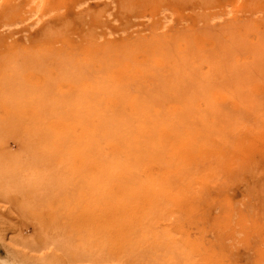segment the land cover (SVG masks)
<instances>
[{"label":"rangeland","instance_id":"rangeland-1","mask_svg":"<svg viewBox=\"0 0 264 264\" xmlns=\"http://www.w3.org/2000/svg\"><path fill=\"white\" fill-rule=\"evenodd\" d=\"M263 46L264 0H0V264H264ZM90 89L134 100L136 89H208L192 109L208 115L189 126L158 99L144 110L195 132L143 163L146 175L173 172L165 214L153 220L161 245L139 238L112 249L91 231ZM222 89H245L255 107L226 136L212 114L239 113L242 101Z\"/></svg>","mask_w":264,"mask_h":264},{"label":"bare ground","instance_id":"bare-ground-1","mask_svg":"<svg viewBox=\"0 0 264 264\" xmlns=\"http://www.w3.org/2000/svg\"><path fill=\"white\" fill-rule=\"evenodd\" d=\"M261 41H260V43H261ZM261 44H263V43H261ZM261 50H259V51L263 52ZM256 58H258V57H256ZM224 59H225V57H224ZM260 59H263V58H260ZM262 61H264V60H262ZM256 62L257 61H254V63H256ZM259 63H261L260 60H259ZM122 90H124V89H90L92 102H91V106H90L91 107V115L89 117L91 119H90V124L88 125L87 139L90 137L89 142H90V146H91V148H90L91 149V162H88V163H92V172H93L92 176H93V187H94V191L92 190L94 192V199H93L94 203H93V206L91 205L92 208L90 207V209H92V211L95 212V214L93 216V220L91 219L93 222V228L91 227L92 228L91 231L95 230L96 235H99L100 242L99 241L98 242L102 246L111 247L112 249L113 248L120 249V248H128V247H134L135 248L138 245L137 244L138 241H140L139 238H141V239L144 238L147 242V241H150L149 239L155 237V238H157V239H155V242H157V245L158 244L161 245L160 243L162 240L165 239L166 235L164 234L163 231H160L153 226V220L155 218L161 216L162 214H165V211H166V208L168 205L167 200H166V196L168 195V193H170L173 190V188L175 186L174 185L173 172H166L160 178L157 176L154 177L152 175H146L143 172V163L147 160V158L157 157L158 152H160L162 147H166L167 143H168L167 144L168 146H174L175 145V143L167 142V141L192 140V135H194L195 132H193V131H189L187 133L183 132V130H189V129L186 126H185V129H183L182 125L178 123L179 119L174 121V120H172L171 117H167L166 121L156 122L149 115L144 114L145 113L144 110L151 105L152 101H156V99H158L157 101H159V103H161L160 106L168 107V108H170V110L178 109V107H179L180 111H182L181 114L184 113L183 117L188 120L186 123H187V126H189L194 121L204 119L208 115L209 111L204 110L203 112L197 113V114L192 111V109L194 108V106L197 102L206 100V95H207L208 89H136L135 94L138 97L137 100H134V96L130 95L128 93V91H126V93H125L127 95L125 97L121 98L119 96V91L122 92ZM222 90L226 91L232 98H235V99L238 98L242 101V109L239 111V113H236L234 115H228V114H224L222 112H214L212 114V118L214 120L213 122L221 125V127L224 129V133H225L224 136H226V135H228L229 132H232L236 126H240L241 124L247 123V119L249 118V115H251L249 111H251L250 108L252 107L251 106L252 97L247 95L245 89H222ZM124 92H125V90H124ZM173 92H175L176 94L172 95ZM121 96H123V95H121ZM73 97L75 98V96H73ZM172 104H174V105H172ZM205 104H207V103L205 102ZM127 105L134 106V108L136 109V112L134 113V115L132 117L136 118L141 113L139 115L138 120L126 119L125 114H123L120 111V109H118L119 107H125ZM212 108H215V106L213 105ZM253 108H255V107H253ZM253 108H251V109H253ZM80 116H81V114H80ZM83 120H84V118H83ZM86 122H88V121H86ZM40 124H42V123H40ZM41 126H43V125H41ZM86 127H87V125H86ZM161 129H165L168 132V135H166V136L161 135ZM85 131H86V129H85ZM35 136H37V135L35 134ZM33 139H35V138L33 137ZM53 140H52V142H53ZM82 140H83V138H82ZM58 143H59V141H58ZM32 145L34 146V143ZM181 145H183V143ZM7 146L9 147V145H7ZM75 146H76V144H75ZM88 146H89V144H88ZM108 146H111L112 148H114L115 151H117V153H115V154L113 153L111 156H108L105 153L106 149L109 148ZM57 148H59V147H57ZM66 149H67V147H66ZM29 150H31V149H29ZM86 151H88V150H86ZM67 153H69V152H67ZM28 155H29V153H28ZM54 159H56V158H54ZM15 160H16V158H15ZM62 163H63V161H62ZM3 165L5 166V164H3ZM3 165H2V167H3ZM76 165L77 164L75 163V167H78ZM70 166H71V164H70ZM47 167H48V165H47ZM63 167H65V166H63ZM85 171H88V170H85ZM62 172H63V169H62ZM2 174H4V173H2ZM5 175H7V174H4V176ZM21 175L23 176V174H21ZM21 175L19 174L18 176L20 177ZM0 179H1V177H0ZM9 179H12V178H9ZM18 181H19V179H18ZM6 182H8V181L6 180ZM16 183H18V182H16ZM19 183H20V181H19ZM22 183H24V182H22ZM31 184L32 183H30V185ZM26 185H28V184H26ZM37 185H39V183ZM74 186L77 187V185H74ZM26 187H30V186L28 185ZM26 187H24V188H26ZM16 188H18V187H16ZM29 190L30 189H28V191ZM54 191H55V189H54ZM92 191H91V193H92ZM77 192H78V190H77ZM41 194H43V193H41ZM47 194H49V193H47ZM78 195H79V193H78ZM88 196H90V195H88ZM56 197H55V199H56ZM77 198H79V197H77ZM44 199H45V197H44ZM62 199H63V197H62ZM72 199L73 198H71V200ZM85 200H86V198H85ZM90 201H92V200L90 199ZM36 203H37V201H36ZM71 203H72V201H71ZM76 203H78V202H76ZM65 204L66 203H64V205ZM43 205H45V204H43ZM31 206H33V205L31 204ZM61 206H63V205L61 204ZM64 207H66V206H64ZM76 207L78 209V205H76ZM79 207H81V205ZM58 209L56 211H58ZM84 210H85V208H84ZM63 211H64V209H63ZM64 212H63V214H64ZM72 212H74L73 209H72ZM90 214H92V213H89L88 216ZM62 217H64V216H62ZM57 218L59 219V216ZM66 219L68 220V218H66ZM76 220H77V218H76ZM82 221H84V219H82ZM82 221H81V225H82ZM85 222H86V220H85ZM73 223H74V220H73ZM57 226H59V225H57ZM57 226H56V228H57ZM51 227L55 228L53 226H51ZM51 227L50 228L48 227V229L51 230ZM63 227L64 226H62V228ZM57 230H58V228H57ZM84 232H86V230H84ZM89 232H87V233H89ZM95 233H93V234L95 235ZM90 235H92L91 232H90ZM60 237H63V236H60ZM69 237H70V235H69ZM66 238H67V236H66ZM55 239H58V238H55ZM77 240H75L76 243H77ZM55 241L58 242L59 240H55ZM158 241H160V242L158 243ZM63 243L64 242H62V244ZM85 244H87V242ZM89 244H91V243H89ZM64 245H65L64 247L66 248V243H64ZM71 245H72V243H71ZM157 245H155V246H157ZM67 246H69L68 243H67ZM58 247H62V246L58 245ZM83 247H84V244H83ZM163 247L166 248V246H163ZM172 247L177 248V249L180 248L176 245H174ZM74 248H76V250H78V247L75 246ZM84 249H86V248H84ZM158 249H159V247H158ZM160 249H161V247H160ZM148 250L151 251L150 249H148ZM66 251H68V250H66ZM79 251H82V249L79 248ZM106 251H107V249H106ZM132 252H134L133 249H132ZM178 252H179V250H178ZM166 253H167V250H166ZM74 254H76V253H74ZM184 256H186V255H184ZM184 256L181 255L180 258L184 257ZM86 257H87V255H86ZM173 257H172V259H173ZM1 259H3V258H1ZM181 259L183 260V258H181ZM4 260H5V258H4ZM101 260H103V259H101ZM156 260L157 259H155V261ZM148 261H149V259H148ZM176 263H178V262L176 261ZM154 264H156V263L154 262ZM180 264H182V263H180Z\"/></svg>","mask_w":264,"mask_h":264}]
</instances>
